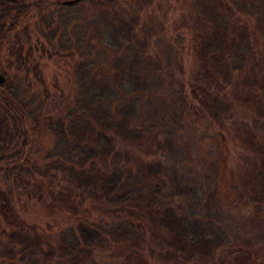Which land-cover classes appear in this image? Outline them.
Returning a JSON list of instances; mask_svg holds the SVG:
<instances>
[{"label":"trees","instance_id":"obj_1","mask_svg":"<svg viewBox=\"0 0 264 264\" xmlns=\"http://www.w3.org/2000/svg\"><path fill=\"white\" fill-rule=\"evenodd\" d=\"M61 1L0 0V45L33 11L44 23L46 14L55 12L62 36L82 18L84 4L95 12L88 25L77 27L76 49L83 52L74 68L76 92L66 111L48 122L54 142L39 167L32 144L38 117L0 82V219L5 223L0 224V263L19 254L32 264H106L96 263L93 254L126 241L147 244L175 264H212L223 242H230L213 196V170L191 162L169 164L159 153L182 132L188 97L211 121L223 124L236 104L230 90L236 80V88L264 91V47L262 52L255 46L247 18L261 31L264 0H191L195 62L185 82L172 73V44L153 40L166 58V71L159 61L149 65L148 38L133 44L138 17L119 0ZM89 25L103 44L90 45ZM253 151L246 197L259 209L264 150ZM34 168L48 178L53 199L71 217L59 229H36L13 209L10 195L19 188L27 192ZM230 249L237 264L252 262L248 249Z\"/></svg>","mask_w":264,"mask_h":264},{"label":"rangeland","instance_id":"obj_2","mask_svg":"<svg viewBox=\"0 0 264 264\" xmlns=\"http://www.w3.org/2000/svg\"><path fill=\"white\" fill-rule=\"evenodd\" d=\"M119 2L129 8V15L138 17L134 28L137 36L131 37L133 44H137V39L148 38L146 51L151 60L149 65L159 61L166 71V58L160 47H154L153 40L160 39L162 43L172 44L175 48L172 73L185 82L195 62L191 40L194 20L191 0ZM261 8V17L264 19V6ZM94 15L92 8L84 4L82 18L72 21L67 26L68 36H62V24L55 12L46 14L48 20L45 24L33 11L22 18L16 30L1 41L0 82L10 87L17 99L38 117L32 143L34 149L38 150L34 154L36 167L42 165L44 154L54 142L48 122L66 111L76 92L74 68L83 52L81 48L80 51L76 49V39L81 36L77 27L88 25ZM247 18L253 42L263 52L264 20L260 31L254 18ZM89 29L93 37L90 45L103 44L100 37L94 34L92 25H89ZM53 31H56L54 36ZM65 42H68L65 46L67 48L62 46ZM86 44L84 42V49ZM158 77L164 79L161 75ZM236 82L230 89L235 92L233 114L223 124L211 121L196 102L187 96L184 128L159 155L169 164L191 162L199 170H213V196L224 214L223 226L230 242H223L212 264H237L236 252L230 248L236 249L239 246L251 252L250 264H264V240L260 238L264 207L253 208L246 197V178L253 150H264V91H252L240 85L236 88ZM184 91L188 94L186 86ZM47 180L38 175L34 168V174L25 186L27 192L19 188L14 190L10 198L14 211L21 219L33 224L36 229L47 228L53 231L69 223L71 217L53 199V187L50 188ZM96 215L98 218L99 214ZM0 224L5 226L1 219ZM127 244L126 241L117 242L114 246L97 251L93 258L96 263L106 264H138L137 259L148 260L149 264H175L153 252L147 244ZM3 259L2 264H32L28 260H21L19 254ZM188 264L204 263L193 261Z\"/></svg>","mask_w":264,"mask_h":264},{"label":"water","instance_id":"obj_3","mask_svg":"<svg viewBox=\"0 0 264 264\" xmlns=\"http://www.w3.org/2000/svg\"><path fill=\"white\" fill-rule=\"evenodd\" d=\"M79 1H81V0H62L61 3L63 5H73V4H75V3L79 2Z\"/></svg>","mask_w":264,"mask_h":264},{"label":"flooded vegetation","instance_id":"obj_4","mask_svg":"<svg viewBox=\"0 0 264 264\" xmlns=\"http://www.w3.org/2000/svg\"><path fill=\"white\" fill-rule=\"evenodd\" d=\"M1 10V9H0ZM1 12H2V10H1Z\"/></svg>","mask_w":264,"mask_h":264}]
</instances>
